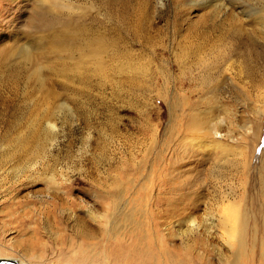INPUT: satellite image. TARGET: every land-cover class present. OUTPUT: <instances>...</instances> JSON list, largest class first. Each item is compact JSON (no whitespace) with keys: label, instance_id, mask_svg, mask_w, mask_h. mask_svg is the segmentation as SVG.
I'll list each match as a JSON object with an SVG mask.
<instances>
[{"label":"rangeland","instance_id":"rangeland-1","mask_svg":"<svg viewBox=\"0 0 264 264\" xmlns=\"http://www.w3.org/2000/svg\"><path fill=\"white\" fill-rule=\"evenodd\" d=\"M56 1L0 0V257L48 263L26 247L33 236L52 246V233L76 235L70 208L85 218L105 196L158 202L159 177L196 211L158 202L155 220L171 235L192 216L201 225L178 245L216 235L206 222L234 214L223 196L258 213L264 0ZM211 237L198 264H227ZM256 244L245 264H264L262 235Z\"/></svg>","mask_w":264,"mask_h":264},{"label":"bare ground","instance_id":"bare-ground-1","mask_svg":"<svg viewBox=\"0 0 264 264\" xmlns=\"http://www.w3.org/2000/svg\"><path fill=\"white\" fill-rule=\"evenodd\" d=\"M46 1L54 9L60 5L56 0ZM212 1L216 0H198L197 4L203 7L206 4L210 5ZM219 2H215L216 6H221ZM68 4L71 5L70 2ZM222 147L221 143L217 142L216 148ZM157 179L159 182L157 183L156 180V186L153 188L158 191V194L154 195V198L160 206L164 204L171 211L179 214H183V210H189L190 214L196 211L194 206H191L192 200L184 202L186 196L179 194L180 185L179 182L176 183L174 177L168 179L165 176ZM261 187H264V184H261ZM166 190L170 193L172 190L175 192V195L168 201L162 198ZM148 198L150 201L133 199L129 204L124 196L115 202H109L105 196L96 205L100 211H86L85 218L74 216L75 209L70 208L72 214L65 217L67 222H73L71 223L72 229L74 228L72 224L82 223L84 226L82 230L74 236L63 234L56 236L52 233V237H55L52 239V246L42 244L33 236L26 247L31 251L36 250L42 258L49 259L48 263L43 262V264H198V261L200 262L206 256V252L200 253V251L203 252L209 248L211 244L209 245L208 240L212 236L213 239L217 238L222 246L218 251L220 262L225 259L227 264H245L246 260H256L258 235L264 237V195L259 200L256 214L249 201L240 204L236 197L230 199L228 196H223L221 198V202L224 203L222 212L232 210L234 214L229 218L220 217L218 223H215V219H210L211 224H207L209 221L207 219L204 231L214 230L213 233L216 235L209 232V236H205L208 238L206 239L208 244L202 241L201 244L195 242L194 246L185 244L184 240H181V244L178 245L179 243L176 244L174 239L178 235L180 237L190 236L186 232L190 234L198 232L201 227L198 220L193 216L188 218L185 220L188 231L171 235L172 230L169 225L165 228L162 221L155 220V211L157 212L156 217L163 219L161 210H153L155 207L158 208V202H153L151 195ZM75 206L70 204V207ZM173 223L180 226L182 222L174 221ZM18 231L25 232L23 227H18Z\"/></svg>","mask_w":264,"mask_h":264},{"label":"water","instance_id":"water-1","mask_svg":"<svg viewBox=\"0 0 264 264\" xmlns=\"http://www.w3.org/2000/svg\"><path fill=\"white\" fill-rule=\"evenodd\" d=\"M0 264H24L18 257L8 256V257H0Z\"/></svg>","mask_w":264,"mask_h":264}]
</instances>
